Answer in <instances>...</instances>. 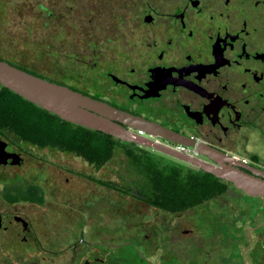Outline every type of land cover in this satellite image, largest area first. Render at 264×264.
Here are the masks:
<instances>
[{
    "label": "flooded vegetation",
    "instance_id": "flooded-vegetation-1",
    "mask_svg": "<svg viewBox=\"0 0 264 264\" xmlns=\"http://www.w3.org/2000/svg\"><path fill=\"white\" fill-rule=\"evenodd\" d=\"M105 8L107 18L113 12L118 17L86 55L89 79L72 84L64 77L62 85L167 128L193 144L185 147L189 156L212 162L196 150L211 147L264 172V0H123L119 10ZM151 138L179 151L176 143ZM10 185L2 187V200L20 211L0 210V264L169 262L172 250L158 244L163 234L153 236L154 248L144 234H74L49 242L48 231L23 212L26 206L42 209L46 190L33 184L40 188L36 199L10 202L2 196ZM260 226L241 234L235 264H264V235L257 244L251 234ZM8 230L14 234H2Z\"/></svg>",
    "mask_w": 264,
    "mask_h": 264
},
{
    "label": "rangeland",
    "instance_id": "rangeland-1",
    "mask_svg": "<svg viewBox=\"0 0 264 264\" xmlns=\"http://www.w3.org/2000/svg\"><path fill=\"white\" fill-rule=\"evenodd\" d=\"M105 1L0 0V57L57 81L65 77L72 84L86 82L90 76L86 55L92 43L106 38L104 26L118 17L113 12L107 18L105 7L119 10L123 2L111 0L106 5ZM83 57L85 61L79 59ZM9 149L18 152L22 162L0 165V210L20 211L2 200V187L42 186L47 193L44 207L26 206L23 212L48 231L49 242L54 238L64 242L74 234L76 238L98 234L104 239L114 234L117 238L120 234H144L148 246L154 248L157 236H153L163 234L158 244L172 250L165 264H235L234 249L239 238L245 239L241 234L261 225L251 229L254 243H261L264 235L262 200L230 186L208 206L177 213L153 208L120 192L139 188L143 193L149 187L121 147L115 148L113 157L98 170L72 154L17 140L10 142ZM145 149L162 161L188 168L165 154Z\"/></svg>",
    "mask_w": 264,
    "mask_h": 264
},
{
    "label": "trees",
    "instance_id": "trees-1",
    "mask_svg": "<svg viewBox=\"0 0 264 264\" xmlns=\"http://www.w3.org/2000/svg\"><path fill=\"white\" fill-rule=\"evenodd\" d=\"M5 61L35 76L62 84L61 81ZM0 135L10 142L17 140L40 149L72 154L96 170L107 164L115 148L121 147L130 164L141 172L149 187L143 193L139 192V188H135L136 192L131 189L120 192L169 213L194 208L199 202L225 193L229 186L236 189L230 183L200 169L162 161L144 147L121 143L110 135L63 121L1 85ZM111 187L119 189L114 184ZM39 191L40 188L33 184H11L2 190V196L10 202L34 200V195Z\"/></svg>",
    "mask_w": 264,
    "mask_h": 264
},
{
    "label": "water",
    "instance_id": "water-1",
    "mask_svg": "<svg viewBox=\"0 0 264 264\" xmlns=\"http://www.w3.org/2000/svg\"><path fill=\"white\" fill-rule=\"evenodd\" d=\"M0 85L57 115L63 121L110 135L121 143H132L152 149L197 167L230 183L246 196L259 197L262 200L261 207L264 206V172L247 168L244 162L238 159L200 145L196 147L197 152L207 156L212 162L189 156L151 138L160 137L188 148L193 146L167 128L119 110L68 86L35 76L1 59ZM6 146V140L0 135V164L9 160L10 165H19L22 160L19 153L7 151Z\"/></svg>",
    "mask_w": 264,
    "mask_h": 264
},
{
    "label": "built area",
    "instance_id": "built-area-1",
    "mask_svg": "<svg viewBox=\"0 0 264 264\" xmlns=\"http://www.w3.org/2000/svg\"><path fill=\"white\" fill-rule=\"evenodd\" d=\"M177 149H179V151H182V152L186 151V148L180 145L177 147Z\"/></svg>",
    "mask_w": 264,
    "mask_h": 264
}]
</instances>
